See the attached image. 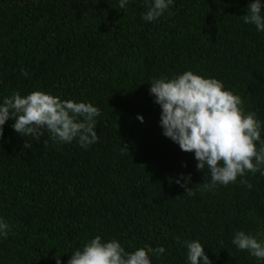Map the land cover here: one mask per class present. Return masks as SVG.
Instances as JSON below:
<instances>
[{
  "label": "trees",
  "instance_id": "16d2710c",
  "mask_svg": "<svg viewBox=\"0 0 264 264\" xmlns=\"http://www.w3.org/2000/svg\"><path fill=\"white\" fill-rule=\"evenodd\" d=\"M251 2L175 0L171 15L149 23L146 0L126 9L119 0H0V102L42 90L101 112L99 141L87 149L46 132L25 148L14 119L6 122L0 264H56V256L67 264L96 235L126 251L163 246L152 264H187L192 240L213 264H264L231 244L237 230L264 239V176L244 177L251 190L238 177L204 191L207 170L162 135L149 94L153 78L191 70L221 80L264 121V33L242 18ZM180 174H190L195 195L175 182Z\"/></svg>",
  "mask_w": 264,
  "mask_h": 264
},
{
  "label": "clouds",
  "instance_id": "9594fccd",
  "mask_svg": "<svg viewBox=\"0 0 264 264\" xmlns=\"http://www.w3.org/2000/svg\"><path fill=\"white\" fill-rule=\"evenodd\" d=\"M130 0H119V7L126 9ZM175 0H146L147 11L141 19L156 22L167 13ZM264 0H252L247 6L245 23L255 26L258 33H264ZM28 78L30 74L22 71ZM149 94L160 108L159 126L162 135L177 144L181 151L194 153L196 168L207 170L208 178L200 185L206 192H214L218 186H228L240 177V183L249 190L252 184L244 177L257 172L264 176V121L255 112H246L241 96L227 89L221 80L205 77L191 70L166 77L153 78ZM100 109L91 102H76L62 99L51 92L37 90L21 95L13 92L0 102V139L4 126L11 125L21 137L26 138L25 148L31 140L40 141L45 132L57 144L78 140L87 149L99 141L95 129ZM136 119L144 122L142 115ZM127 151L126 147H121ZM128 152V151H127ZM175 182L188 195H195L188 188L191 176L180 174ZM9 224L0 217V238L7 237ZM262 233L255 235L237 230L231 244L238 251H246L258 261H264V239ZM187 264H213L206 254V247L200 240L186 244ZM163 246L149 245L126 251L119 240H104L100 235L89 239L80 249L74 251L67 264H152V257L165 254ZM56 264H62L56 256Z\"/></svg>",
  "mask_w": 264,
  "mask_h": 264
}]
</instances>
